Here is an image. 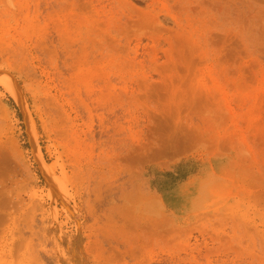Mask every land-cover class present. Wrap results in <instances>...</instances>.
Returning <instances> with one entry per match:
<instances>
[{
  "label": "rangeland",
  "instance_id": "obj_1",
  "mask_svg": "<svg viewBox=\"0 0 264 264\" xmlns=\"http://www.w3.org/2000/svg\"><path fill=\"white\" fill-rule=\"evenodd\" d=\"M0 264H264V0H0Z\"/></svg>",
  "mask_w": 264,
  "mask_h": 264
},
{
  "label": "bare ground",
  "instance_id": "obj_2",
  "mask_svg": "<svg viewBox=\"0 0 264 264\" xmlns=\"http://www.w3.org/2000/svg\"><path fill=\"white\" fill-rule=\"evenodd\" d=\"M14 95H18V94H14ZM21 98H22V96H20ZM16 101H17V103H18V105H19V107L21 108V110H22V112H23V115H28V113H27V107H25L26 105H24L23 104V101L21 100V99H18V97L16 98ZM22 101V102H21ZM26 118V117H25ZM29 118V117H28ZM27 118V119H28ZM26 122V121H25ZM30 123V122H29ZM30 125V124H29ZM32 126H33V124H32ZM31 126V127H32ZM33 149H34V151L35 152H38V148H37V145H36V142L34 141V144H33ZM37 163H39V165H40V167H41V169H42V173L44 174V176L47 178L48 176L47 175H45L46 173H45V171L46 170H43V161H42V159L39 157V158H37ZM45 169V168H44ZM68 205V204H67ZM69 211V210H68Z\"/></svg>",
  "mask_w": 264,
  "mask_h": 264
}]
</instances>
